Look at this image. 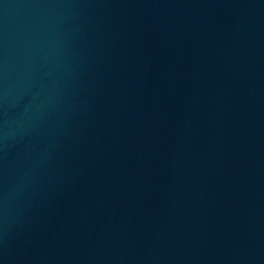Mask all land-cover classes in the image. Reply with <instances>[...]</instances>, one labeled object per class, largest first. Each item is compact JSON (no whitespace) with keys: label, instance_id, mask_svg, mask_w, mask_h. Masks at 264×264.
I'll list each match as a JSON object with an SVG mask.
<instances>
[{"label":"water","instance_id":"95a60500","mask_svg":"<svg viewBox=\"0 0 264 264\" xmlns=\"http://www.w3.org/2000/svg\"><path fill=\"white\" fill-rule=\"evenodd\" d=\"M0 264H264V0H0Z\"/></svg>","mask_w":264,"mask_h":264}]
</instances>
